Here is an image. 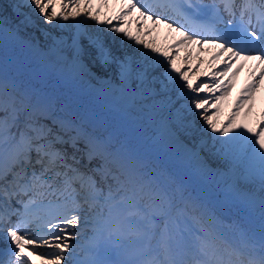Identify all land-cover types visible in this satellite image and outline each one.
Returning a JSON list of instances; mask_svg holds the SVG:
<instances>
[{
    "label": "snow or ice",
    "instance_id": "snow-or-ice-1",
    "mask_svg": "<svg viewBox=\"0 0 264 264\" xmlns=\"http://www.w3.org/2000/svg\"><path fill=\"white\" fill-rule=\"evenodd\" d=\"M7 8L0 264H264V0ZM159 27L164 44L145 39ZM81 93L111 123L73 108Z\"/></svg>",
    "mask_w": 264,
    "mask_h": 264
},
{
    "label": "bare ground",
    "instance_id": "bare-ground-1",
    "mask_svg": "<svg viewBox=\"0 0 264 264\" xmlns=\"http://www.w3.org/2000/svg\"><path fill=\"white\" fill-rule=\"evenodd\" d=\"M10 0H0V13L1 15H10L11 9L7 8V5L9 4ZM100 0H93L94 6L98 7L99 6ZM102 12H107L108 15H111L112 12V0H109V9H101ZM71 23V21H69ZM87 23L91 24L92 22L89 20ZM41 27H46V25H41ZM133 34H135V25L132 27ZM39 35V33H36ZM167 30L159 27L157 29V32H153L150 37H145V39H153L155 38L157 40L158 44H164L165 40L164 37L167 36ZM180 55L183 56L184 53L181 51ZM211 53H202L201 59L204 61L203 64L200 65V79L204 80L206 79V74L209 72L211 69H209L207 61L210 58ZM197 61L193 60L192 61V66L195 67ZM179 64V62H178ZM249 71L248 68L246 67L238 77H236L235 80V88L232 90V95L228 100V107L224 109L223 115L221 116V121L226 120L228 112V109H232V106L236 102V100L239 97V93L241 92L242 89H244L247 84L249 83ZM61 92L64 91V89H60ZM257 104L256 108L254 109V112L258 115L259 109L264 106V84L260 86L259 91L257 92ZM67 99V98H64ZM70 104L73 108L78 109L79 111H91L94 112L96 115H98L101 119L106 120L107 122L111 123L112 121V116L106 112V110L103 108V106L98 102L93 100L91 97H89L87 94L81 93L79 96H75L70 100ZM202 122V121H200ZM139 139L142 142L143 146L147 149L149 148V141L147 138L146 134H139ZM227 219V217H226ZM38 251H47V249H38ZM39 263L42 264V262L39 260Z\"/></svg>",
    "mask_w": 264,
    "mask_h": 264
},
{
    "label": "rangeland",
    "instance_id": "rangeland-1",
    "mask_svg": "<svg viewBox=\"0 0 264 264\" xmlns=\"http://www.w3.org/2000/svg\"><path fill=\"white\" fill-rule=\"evenodd\" d=\"M0 15H1V13H0ZM201 95H204V94L201 93ZM198 123H202V122L198 121Z\"/></svg>",
    "mask_w": 264,
    "mask_h": 264
}]
</instances>
